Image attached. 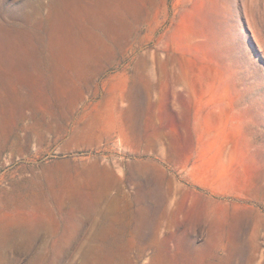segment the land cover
<instances>
[{"label": "rangeland", "instance_id": "obj_1", "mask_svg": "<svg viewBox=\"0 0 264 264\" xmlns=\"http://www.w3.org/2000/svg\"><path fill=\"white\" fill-rule=\"evenodd\" d=\"M0 264H264V0H0Z\"/></svg>", "mask_w": 264, "mask_h": 264}, {"label": "crops", "instance_id": "obj_2", "mask_svg": "<svg viewBox=\"0 0 264 264\" xmlns=\"http://www.w3.org/2000/svg\"><path fill=\"white\" fill-rule=\"evenodd\" d=\"M192 181L195 183V184H199V185H203L205 187H212L211 184H209L208 182H203V181H200V180H195V179H192Z\"/></svg>", "mask_w": 264, "mask_h": 264}]
</instances>
